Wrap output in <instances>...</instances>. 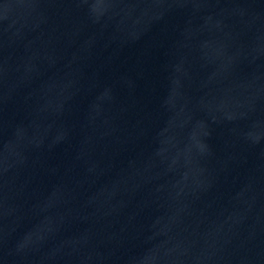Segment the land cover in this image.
<instances>
[{"label": "water", "instance_id": "water-1", "mask_svg": "<svg viewBox=\"0 0 264 264\" xmlns=\"http://www.w3.org/2000/svg\"><path fill=\"white\" fill-rule=\"evenodd\" d=\"M0 264H264V0H0Z\"/></svg>", "mask_w": 264, "mask_h": 264}]
</instances>
